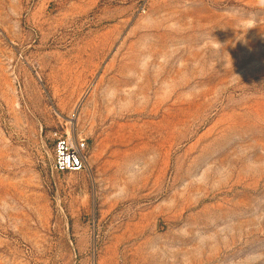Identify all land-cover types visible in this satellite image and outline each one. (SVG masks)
<instances>
[{
  "label": "rangeland",
  "instance_id": "obj_1",
  "mask_svg": "<svg viewBox=\"0 0 264 264\" xmlns=\"http://www.w3.org/2000/svg\"><path fill=\"white\" fill-rule=\"evenodd\" d=\"M0 264H264V0H0Z\"/></svg>",
  "mask_w": 264,
  "mask_h": 264
},
{
  "label": "built area",
  "instance_id": "obj_2",
  "mask_svg": "<svg viewBox=\"0 0 264 264\" xmlns=\"http://www.w3.org/2000/svg\"><path fill=\"white\" fill-rule=\"evenodd\" d=\"M53 166L58 172H82L88 165V145L83 137H75L68 131L55 130Z\"/></svg>",
  "mask_w": 264,
  "mask_h": 264
}]
</instances>
